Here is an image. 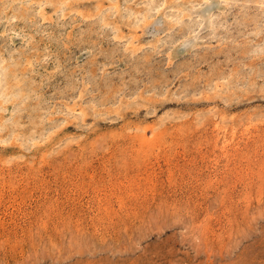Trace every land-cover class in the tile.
I'll return each instance as SVG.
<instances>
[{
  "label": "rangeland",
  "instance_id": "rangeland-1",
  "mask_svg": "<svg viewBox=\"0 0 264 264\" xmlns=\"http://www.w3.org/2000/svg\"><path fill=\"white\" fill-rule=\"evenodd\" d=\"M203 1L0 0V264H264V0Z\"/></svg>",
  "mask_w": 264,
  "mask_h": 264
},
{
  "label": "bare ground",
  "instance_id": "bare-ground-1",
  "mask_svg": "<svg viewBox=\"0 0 264 264\" xmlns=\"http://www.w3.org/2000/svg\"><path fill=\"white\" fill-rule=\"evenodd\" d=\"M203 3H208V0H205V1H203L200 5H202ZM220 7V6H219ZM103 9V8H102ZM220 9H223V5L221 6V8ZM219 9V10H220ZM146 15V14H145ZM202 17H203V15H202ZM145 19V18H144ZM209 23H211V20L209 19V21H208ZM209 25V24H208ZM206 25H202V27H200V30L201 29H203V27H205ZM194 34V33H193ZM190 35V34H189ZM195 37L197 38L198 36H196V34H194V35H192V36H189L188 37V42L189 43H191L189 46L191 47L192 45H193V43H194V41H195ZM131 40V39H130ZM134 40V39H133ZM132 41V40H131ZM134 42V41H133ZM190 47L189 48H187V49H190ZM176 50V51H175ZM173 51L174 52H177V53H180V52H182L183 50L182 49H180L179 48V46H178V44H176V45H174V49H173ZM0 82H1V80H0ZM0 86H1V83H0ZM13 109V108H12Z\"/></svg>",
  "mask_w": 264,
  "mask_h": 264
}]
</instances>
